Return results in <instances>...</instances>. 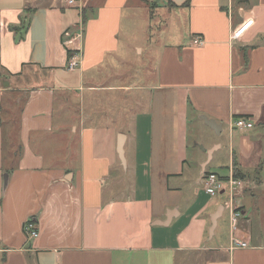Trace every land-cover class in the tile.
<instances>
[{
    "label": "crops",
    "instance_id": "crops-1",
    "mask_svg": "<svg viewBox=\"0 0 264 264\" xmlns=\"http://www.w3.org/2000/svg\"><path fill=\"white\" fill-rule=\"evenodd\" d=\"M64 1L0 0V264H264V0ZM204 173L246 182L234 232Z\"/></svg>",
    "mask_w": 264,
    "mask_h": 264
},
{
    "label": "built area",
    "instance_id": "built-area-1",
    "mask_svg": "<svg viewBox=\"0 0 264 264\" xmlns=\"http://www.w3.org/2000/svg\"><path fill=\"white\" fill-rule=\"evenodd\" d=\"M81 0H65L64 4L68 8H78L80 7ZM250 23V22H249ZM234 37L240 35V30L233 33ZM63 37L66 39V45L72 44L76 39L80 38V33L76 35H71L70 32L65 31ZM194 46H202L203 41L200 39H195L192 43ZM71 54L66 63V69L68 71H74L79 66L80 60V51L79 49L70 50ZM253 126L252 122L245 118H236L231 123V129L244 131L251 129ZM203 184L204 192L210 196L215 197L218 194H224L227 198V206L229 209V224L231 232H234L237 228V223L241 218L240 209L235 205V200L237 196L243 193L246 188V182L238 177H235L233 174H229L226 177H220L215 173H204L201 178ZM24 232L27 235L29 240L35 239L38 237V233L34 227V224L31 221H27L24 226ZM246 243L239 242L232 239V247L235 248H245Z\"/></svg>",
    "mask_w": 264,
    "mask_h": 264
},
{
    "label": "rangeland",
    "instance_id": "rangeland-1",
    "mask_svg": "<svg viewBox=\"0 0 264 264\" xmlns=\"http://www.w3.org/2000/svg\"><path fill=\"white\" fill-rule=\"evenodd\" d=\"M155 3H156V1H155ZM152 5L153 4H150L149 2H147V6L149 8H151V9L153 8ZM137 58H141L142 59L143 57L142 56L139 57L137 55ZM15 99H16V96H13L11 98V100H10L14 104L13 103L11 104V106H13V107L8 109L7 115L4 114L6 116V118H14L15 120L17 119L18 112H19V109H20V104L16 103ZM6 118H4V119H6ZM13 126H16L15 123H13ZM13 131H15V129L13 127L9 128L8 131H7L8 136H11L10 133H12ZM208 138L209 137L204 132L198 130V128L195 126V120L192 119L191 122H190V125H189V129H188V139H187L188 158H187V164L185 165V170L187 168L189 169V171L193 175V180H195L197 178V176H198L197 175V170L198 169L194 165V163H195L194 158L196 159L197 156H202V154H201L202 151H201L200 147H202V149H204V147H206L207 145H209L211 143L210 141H214V140H208ZM222 139H225V135H222ZM11 140H14L13 133H12V136H11ZM220 141L222 142V141H225V140H220ZM8 143L10 144V140H8ZM220 170H222V169H220ZM220 170H218L219 173H221ZM194 185L192 187H195ZM198 185L199 186H197V187L199 188V190H201V194H203L204 193L203 185L202 184L201 185L198 184ZM192 193L193 192H191V189H190L189 190V196H191ZM205 195H207V194L205 193ZM220 196H222V195H220ZM224 196H222V198L226 199V196L225 197ZM208 197H210V196H208ZM215 197H211V198H215ZM221 201H222V199H221Z\"/></svg>",
    "mask_w": 264,
    "mask_h": 264
},
{
    "label": "water",
    "instance_id": "water-1",
    "mask_svg": "<svg viewBox=\"0 0 264 264\" xmlns=\"http://www.w3.org/2000/svg\"><path fill=\"white\" fill-rule=\"evenodd\" d=\"M202 120H203V122L205 123V125L207 127H209L211 130L214 131L215 134H217V135L220 134V132H219L220 128H219V126H217L215 124V122H213L212 120H207L205 117H202ZM207 154L209 155L210 152H208ZM7 178H8L7 174H4L3 175V185H4V187L7 184ZM219 210L211 217V229L209 231L210 234L212 233V231L214 229V226H215V221H216L217 217L219 216V212H220Z\"/></svg>",
    "mask_w": 264,
    "mask_h": 264
},
{
    "label": "trees",
    "instance_id": "trees-1",
    "mask_svg": "<svg viewBox=\"0 0 264 264\" xmlns=\"http://www.w3.org/2000/svg\"><path fill=\"white\" fill-rule=\"evenodd\" d=\"M186 5V4H185ZM187 5H188V3H187ZM170 7H173L172 6V4H170ZM70 54H71V52L69 51V50H67V56L69 57L70 56ZM4 143L6 144H9L8 143V141H4ZM12 143H13V141H11L10 140V144H9V148H10V145H12ZM5 144H4V146H5ZM14 153H16L17 154V156H19L20 154H21V146H18V148H17V150H15V151H13ZM12 152V153H13ZM11 157V154L9 155V157L8 158H10ZM6 159V158H5ZM16 158H14L11 162H10V164L8 165V167H6V166H4V169H3V173L4 174H10L12 171H13V169H14V165H13V163H14V160H15ZM235 177H238L237 176V174H233Z\"/></svg>",
    "mask_w": 264,
    "mask_h": 264
}]
</instances>
